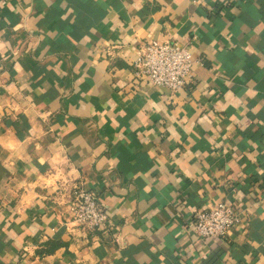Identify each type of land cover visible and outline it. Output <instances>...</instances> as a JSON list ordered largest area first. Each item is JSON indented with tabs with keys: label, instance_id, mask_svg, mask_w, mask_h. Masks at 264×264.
<instances>
[{
	"label": "crops",
	"instance_id": "0c3cea01",
	"mask_svg": "<svg viewBox=\"0 0 264 264\" xmlns=\"http://www.w3.org/2000/svg\"><path fill=\"white\" fill-rule=\"evenodd\" d=\"M152 39L188 45L192 83L133 79ZM220 202L239 223L200 244ZM0 264H264V0H0Z\"/></svg>",
	"mask_w": 264,
	"mask_h": 264
},
{
	"label": "built area",
	"instance_id": "2783aa9c",
	"mask_svg": "<svg viewBox=\"0 0 264 264\" xmlns=\"http://www.w3.org/2000/svg\"><path fill=\"white\" fill-rule=\"evenodd\" d=\"M195 63L188 45L152 39L137 47L131 73L136 81L174 93L192 83ZM69 206L71 222L79 229L92 233L103 229L108 221L106 210L89 190L74 187ZM238 223L236 208L220 202L196 211L188 228L200 244L216 243L224 240Z\"/></svg>",
	"mask_w": 264,
	"mask_h": 264
}]
</instances>
